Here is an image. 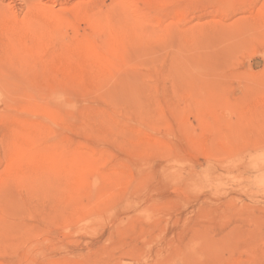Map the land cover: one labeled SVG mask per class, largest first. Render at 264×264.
I'll list each match as a JSON object with an SVG mask.
<instances>
[{"label":"rangeland","instance_id":"rangeland-1","mask_svg":"<svg viewBox=\"0 0 264 264\" xmlns=\"http://www.w3.org/2000/svg\"><path fill=\"white\" fill-rule=\"evenodd\" d=\"M0 264H264V0H0Z\"/></svg>","mask_w":264,"mask_h":264}]
</instances>
